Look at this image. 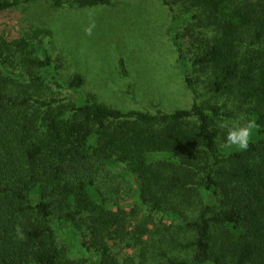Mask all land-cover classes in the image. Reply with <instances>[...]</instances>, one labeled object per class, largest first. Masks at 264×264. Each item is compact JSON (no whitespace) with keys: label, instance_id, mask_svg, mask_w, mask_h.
Instances as JSON below:
<instances>
[{"label":"trees","instance_id":"1","mask_svg":"<svg viewBox=\"0 0 264 264\" xmlns=\"http://www.w3.org/2000/svg\"><path fill=\"white\" fill-rule=\"evenodd\" d=\"M30 1L0 0V11ZM50 1L95 7L117 0ZM163 2H181L190 13V24L176 35L183 63L206 75L214 96L235 98L249 108L256 126L248 150L220 146L215 126L230 115L225 104L206 108L196 100L190 109L160 116L123 112L80 94V74L64 85L60 65L33 38L2 41L0 264H90L69 256L59 238L63 228L94 250L96 264H117L110 241L120 235L126 215L107 196V172L121 164L153 213L181 220L196 232L182 243L192 252L190 260L167 257L166 264H234V257L236 264H264V4ZM187 81L197 99L195 81ZM50 82L73 98L61 102L69 98L49 96ZM187 196L201 204L192 219L179 208L189 202ZM16 225L25 239L17 237ZM137 230L139 240L148 232L144 225Z\"/></svg>","mask_w":264,"mask_h":264},{"label":"rangeland","instance_id":"2","mask_svg":"<svg viewBox=\"0 0 264 264\" xmlns=\"http://www.w3.org/2000/svg\"><path fill=\"white\" fill-rule=\"evenodd\" d=\"M260 2L264 4V0ZM189 14L181 2L170 6L163 0H117L113 5L95 7H59L50 0H32L0 11V42L22 36L33 38L60 65L64 85L80 74L84 78V85L76 87L80 94L123 112H150L156 116L159 112L190 109L197 100L206 108L215 102L225 104L223 110L231 112L223 119L235 121L240 113L251 119L248 107H240L235 98L233 102L229 97L214 96L206 75L180 59L176 35L190 24ZM92 21L96 28L88 37L84 28ZM38 30L43 32L36 34ZM190 42H183L186 51ZM187 78L197 85V99ZM48 92L49 96L69 98L61 102L73 98L54 82H50ZM218 136L220 146L227 149L222 146L220 130ZM107 173L112 179L107 177V196L120 204L126 215L120 235L110 241L117 264H166L167 257L190 260L192 252L182 243L194 239L196 232L184 227L181 220L153 213L138 198L136 179L125 165L110 167ZM187 201L179 206L180 210L189 219L197 217L200 202L188 196ZM139 225L148 229L140 240L135 237L140 235ZM58 233L70 257L97 263L94 257L99 259L98 255L81 246L77 233L70 228Z\"/></svg>","mask_w":264,"mask_h":264},{"label":"clouds","instance_id":"3","mask_svg":"<svg viewBox=\"0 0 264 264\" xmlns=\"http://www.w3.org/2000/svg\"><path fill=\"white\" fill-rule=\"evenodd\" d=\"M95 28V21H92L84 28L85 35L91 37ZM228 108L231 110V105H229ZM255 126V121L248 119L244 113H240L238 119L235 121L222 119L216 122L217 129L223 134L222 146L234 147L240 152L248 150L252 131ZM15 230L19 239H25L23 229L19 225H16Z\"/></svg>","mask_w":264,"mask_h":264}]
</instances>
